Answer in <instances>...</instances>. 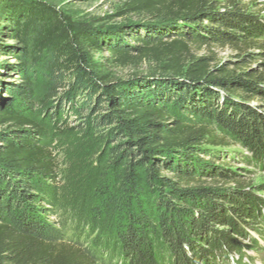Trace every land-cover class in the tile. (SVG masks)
I'll list each match as a JSON object with an SVG mask.
<instances>
[{
  "label": "trees",
  "instance_id": "16d2710c",
  "mask_svg": "<svg viewBox=\"0 0 264 264\" xmlns=\"http://www.w3.org/2000/svg\"><path fill=\"white\" fill-rule=\"evenodd\" d=\"M221 4L125 0L120 13L146 19L109 40L46 3L0 0L13 41L0 51L14 60L0 75L10 67L19 79L0 95V264H215L242 252L231 234L261 222L264 201L225 160L202 155L224 159L235 142L264 159V118L229 98L262 91L260 77L215 66L197 49L250 46L264 24ZM144 59L161 73L133 81L99 70ZM72 114L80 133L97 135L111 175L51 222L63 210L51 134L68 130ZM231 182L238 187H219Z\"/></svg>",
  "mask_w": 264,
  "mask_h": 264
},
{
  "label": "rangeland",
  "instance_id": "374dc122",
  "mask_svg": "<svg viewBox=\"0 0 264 264\" xmlns=\"http://www.w3.org/2000/svg\"><path fill=\"white\" fill-rule=\"evenodd\" d=\"M46 3L64 15L69 16L79 27L92 30L97 33L105 34L107 39H112L120 35L125 30H136L142 25V20L146 19L145 14H123L125 9V0H27ZM221 10H234L235 4L243 12L257 15L264 24V0H220ZM234 3V4H233ZM5 11V10H3ZM6 12L0 13V43H12L6 34L4 26L8 25ZM127 24H130L126 26ZM126 26V27H125ZM124 40L130 44L127 35ZM13 44V43H12ZM102 55V54H98ZM198 56L213 57L212 64L223 66L234 71L236 75L247 78L245 71L257 72L260 77L259 86L262 91L253 92L248 96L246 91H242L239 97L229 96L230 99L240 104L243 110L249 108L254 110L257 115L264 118V36L255 38L250 46L243 44H225L215 43L211 46H204L197 49ZM14 60L10 56H5L0 51V64H13ZM6 69L0 75V95L4 93L6 83H13L17 80L14 71ZM104 73H109L111 79L116 80H149L151 76L161 73L159 65L152 60L144 59L125 65H107L99 68ZM214 68L213 73L219 71ZM141 77H145L142 79ZM249 79V78H248ZM223 96L226 93L220 91ZM7 97V96H6ZM76 114H72L69 123V129L52 131L53 151L58 159V177L54 183L57 197L60 200L63 210L57 216L51 217L49 221L57 220L60 213L66 217L70 210L77 205H85L90 200L91 192L94 187L103 179L111 175L110 162L103 153L102 145L96 134L80 131ZM76 120V121H75ZM227 156L211 157L202 155L207 161H214L221 164L225 160L232 171L236 172L238 179L242 182V188L261 201H264V159L259 163L254 161V152L245 146L231 142L229 147L221 151ZM208 184H212L209 180ZM219 187L236 188L238 184L234 182L221 184ZM244 226L246 236L231 234V237L241 245L242 252H230L223 257L218 258L215 264H264V218L261 222L252 223ZM224 228V227H220ZM227 229V228H224ZM69 237V234H67ZM82 239L90 241L88 236L83 235Z\"/></svg>",
  "mask_w": 264,
  "mask_h": 264
}]
</instances>
